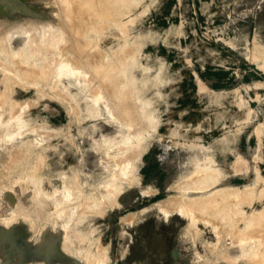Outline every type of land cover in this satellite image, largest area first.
Wrapping results in <instances>:
<instances>
[{
  "label": "rangeland",
  "instance_id": "1",
  "mask_svg": "<svg viewBox=\"0 0 264 264\" xmlns=\"http://www.w3.org/2000/svg\"><path fill=\"white\" fill-rule=\"evenodd\" d=\"M85 1L0 0V264H264V0Z\"/></svg>",
  "mask_w": 264,
  "mask_h": 264
},
{
  "label": "bare ground",
  "instance_id": "2",
  "mask_svg": "<svg viewBox=\"0 0 264 264\" xmlns=\"http://www.w3.org/2000/svg\"><path fill=\"white\" fill-rule=\"evenodd\" d=\"M71 1H76V2H77L78 0H71ZM86 1H87V0H86ZM86 1H85V2H86ZM101 1H103V0H101ZM117 1H118V0H117ZM117 1H115V2H117ZM81 2H82V1H81ZM85 2H84V3H85ZM88 2H89V0H88ZM88 2H87V3H88ZM72 3H74V2H72ZM77 3H78V2H77ZM84 3H82V5H83ZM87 3L85 4V5H87V7H88L89 5H91V8H90V6H89V8H87L88 11H89L90 9H92V4H89V3H90V2H89V3H88L89 5H88ZM77 6H78V5H77ZM78 7H79V6H78ZM83 7H84V8L81 7V9H86L85 6H83ZM102 7H103V6H102ZM87 9H86V10H87ZM93 9H94V8H93ZM104 9H105V8H104ZM86 10H85V11H86ZM96 10H97V9H96ZM79 11H80V10H79ZM90 11H91V10H90ZM90 11H89V12H90ZM93 11H94V10H93ZM93 11H92V12H93ZM107 11H108V10H107ZM89 12H88V13H89ZM97 12H98V11H97ZM97 12H96V14H97ZM81 13H82V11H81ZM65 14H66V13H65ZM84 14H85V12H84ZM84 14H82V15H84ZM86 14H87V13H86ZM89 14H91V12H90ZM103 14H104V13H103ZM107 14H108V13H107ZM77 15H78V14H77ZM80 15H81V14H80ZM98 15H99V14H98ZM104 15H105V14H104ZM64 16H65V15H64ZM83 17H85V16H83ZM88 18H89V17H88ZM97 18H98V16H97ZM99 18H100V17H99ZM84 19H85V18H84ZM81 21H82V20H81ZM95 21H96V20H95ZM97 21H98V20H97ZM76 23H78V22H76ZM80 23H81V22H80ZM88 23H89V22H88ZM88 23H87L86 25H88ZM90 23H91V22H90ZM84 24H85V23H84ZM94 24H95V23H94ZM75 25H76V24H75ZM91 25H92V24H91ZM97 25H98V24H97ZM102 25H103V24H102ZM78 26H79V25H78ZM76 28H77V27H76ZM76 28H75V29H76ZM84 28H85V27H84ZM96 28H97V27H96ZM98 28H99V27H98ZM77 29H78V28H77ZM70 30H72V29H70ZM74 31H75V30H74ZM77 35H78V34H77ZM74 36H75V35H74ZM64 37H65V36H64ZM0 39H1V38H0ZM3 39H4V38H3ZM4 40H5V39H4ZM76 40H77V39H76ZM74 42H75V41H74ZM0 43H3V41H2V42L0 41ZM63 44H64V43H63ZM80 46H81V44H80ZM60 48H61V47H60ZM62 48H63V47H62ZM67 49H68V47H67ZM62 50H63V49H62ZM62 50H61V52H63ZM67 51H68V50H67ZM79 52H80V51H79ZM71 53H72V52H71ZM74 53H75V52H74ZM75 54H76V53H75ZM72 55H73V54H72ZM73 58H74V57H73ZM90 59H91V58H90ZM18 60H19V59H18ZM18 60H17V61H18ZM72 60H73V59H72ZM80 60H81V59H80ZM72 62H73V61H72ZM94 63H95V62H94ZM79 64H80V63H79ZM94 65H95V64H94ZM82 66H83V65H82ZM82 66H81V67H82ZM89 67H90V66H89ZM21 69H23V71L27 70L28 73H29V71H30L29 69H25V67H22ZM78 69H79V68H78ZM94 69H95V68H94ZM97 69H98V68H97ZM27 71H25V72H26V73H25L26 75L28 74ZM19 72H22V70H20ZM30 72H31V71H30ZM63 73H64V74H63V75H64L63 77L66 78L70 83H71V82H74L75 84H77V83L82 79V77H81V73H78V72H77V73H76V72H75V73H70V72L68 73V71H65V72H63ZM21 74H22V73H21ZM29 74H30V73H29ZM105 75H106V74H105ZM107 75H108V74H107ZM109 75H110V74H109ZM112 75H113V74H112ZM30 76H31V75H30ZM30 76H27V77L30 78ZM36 76H37V75H36ZM20 77H21V76H20ZM32 77H34V75H32ZM32 77H31V79H32ZM25 78H26V76H25ZM33 80H34V79H33ZM37 80H38V79H37ZM139 80H140V79H139ZM76 82H77V83H76ZM104 82H105V81H104ZM133 82H134V81H133ZM71 84H72V83H71ZM114 85H115V84H114ZM97 94H98V93H97ZM99 96H100V95H99ZM91 98H92V97H91ZM99 98H100V97H99ZM99 98L97 99V97H96V99H93V100H94L93 103H92V100H91V103H92L93 105H94V104H97V106L94 105V106H92V108H93V107H97V108H98V106H100V105H98V104L100 103ZM113 98L115 99L116 97H113ZM95 100H96V101H95ZM103 100H104V99H103ZM103 100H102V101H103ZM89 102H90V101H89ZM124 102H125V101H124ZM114 103H115V102H114ZM116 103H117V102H116ZM102 104H103V103H102ZM101 106H102V105H101ZM103 106H104V105H103ZM89 107H90V106H88L87 108L89 109ZM107 107H108V106H107ZM97 108H95L96 115H97ZM90 109H91V108H90ZM113 109H114V108H113ZM118 109H119V108H118ZM122 109H123V108H122ZM93 110H94V109H93ZM98 110H99V109H98ZM126 110H127V109H126ZM140 110H142V109L140 108ZM87 111H88V110H87ZM91 111H92V110H90V112H91ZM128 111H129V110H128ZM142 111L144 112V110H142ZM109 112H110V111H109ZM109 112H107V114H108ZM123 112H124V110H123ZM123 112H122V113H123ZM92 113H94V111H93ZM124 113L126 114V112H124ZM128 113H129V112H128ZM141 113H142V112H141ZM98 114H99V113H98ZM107 114H106V115H107ZM109 114H110V113H109ZM88 116H89V115H88ZM90 116H91V115H90ZM90 116H89V117H90ZM94 116H95V114H94ZM92 117H93V116H92ZM109 117H110V116H109ZM112 117H113V116H112ZM114 117H115V116H114ZM127 118H128V117H127ZM137 121H138V120H137ZM113 122H115V121H113ZM124 122H126V120H125ZM132 124H133V123H132ZM139 124H140V122H139ZM130 125H131V124H130ZM124 126H125V125H124ZM141 126H142V125H141ZM119 127H120V126H119ZM141 128H142V127H141ZM141 128H140V129H141ZM140 129H139V130H140ZM133 131H134V130H133ZM122 132H123V130H122ZM116 134H117V135H120V132H116ZM124 134H125V133H124ZM106 137H108V136H105V138H103V139H105V140L107 139V140H108V138H106ZM109 138L111 139V137H109ZM122 138H124V139L126 138V141H127V137H122ZM129 139H130V138H129ZM132 139H133V138H132ZM117 140H118V139H116V141H117ZM122 141L124 142V140H122ZM104 142H105L104 144H105V146H106V142H107V141H104ZM127 142H128V141H127ZM127 142H124V144L127 145ZM102 143H103V142H102ZM107 143H109V141H108ZM113 143H115V141H114ZM116 143H117V142H116ZM119 143H120V142H119ZM128 143H129V142H128ZM104 144H103V145H104ZM111 144H112V142H111ZM117 144H118V143H117ZM130 144H131V143H130ZM113 145H115V144H113ZM122 145H123V144H122ZM126 145H124V146H126ZM105 146H104V147H105ZM107 146L109 147L110 144H109V145L107 144ZM119 146H120V145H119ZM127 146H128V145H127ZM102 147H103V146H102ZM108 147H107V148H108ZM111 147H114V146L111 145ZM128 147H130V145H129ZM128 147H126V149H128ZM123 148H124V147H123ZM131 148H132V147H131ZM141 148H142V147H141ZM112 149H113V148H112ZM140 150H141V149H140ZM105 151H106V150H105ZM108 151H109V150H108ZM135 151H136V150H134V152H133V151H132V152L135 153ZM118 152H119V151H118ZM125 152H127V151L125 150ZM141 152H143V151H141ZM115 153H116V152H115ZM115 153H113V154H115ZM119 153H121V152H119ZM116 154H117V153H116ZM117 155H118V154H117ZM117 155H116V156H117ZM120 155H121V154H120ZM120 155H119V156H120ZM123 155H124V152H123ZM133 155H136V153L133 154ZM113 157H114V156H113ZM138 157H139V155H138ZM138 157H137V158H138ZM117 158H118V157H117ZM119 158H120V157H119ZM137 158H134V159H133V164H134V162H135V164H134L135 167H134V166H131V167H134V169L137 168V166H136V165H137V162H138V159H137ZM122 159H124V158H122ZM114 160H115V159H114ZM139 160H140V159H139ZM114 162L116 163V161H114ZM119 162L121 163V161H119ZM128 162H129V161H128ZM138 163H139V162H138ZM108 164H109V163H108ZM110 164H111V163H110ZM118 164H119V163H118ZM123 164L125 165L126 163H123ZM131 164H132V163H131ZM113 165H114V163H113ZM116 165H117V164H116ZM116 165H115V166H116ZM129 165H130V162H129ZM107 166H108V165H107ZM120 166H121V168L123 167L122 171H124L125 169H126V170L128 169L127 164H126L125 166H122V165L120 164ZM126 166H127V167H126ZM108 167H109V166H108ZM111 167H112V166H111ZM113 167H114V166H113ZM129 167H130V166H129ZM117 168H118V167H117ZM119 168H120V167H119ZM121 168H120V169H121ZM115 169H116V168H115ZM129 170H130V169H129ZM129 170H128V171H129ZM116 171H117V170H116ZM116 171H115L114 173H118V172H119V171H117V172H116ZM131 171H132V170H131ZM114 173H113V174H114ZM121 173H122V172L120 171V174H121ZM123 173H124V172H123ZM123 173H122V174H123ZM125 173H126V171H125ZM127 173H129V172H127ZM118 174H119V173H118ZM134 174H136V172H135ZM123 175H124V178L127 177L125 174H123ZM123 175H121V176L123 177ZM127 175H128V174H127ZM121 176H120V177H121ZM128 176H129V175H128ZM111 177H112V176H111ZM113 177H114V176H113ZM115 177H117V176H115ZM136 177H137V176H136ZM129 178H130V177H129ZM131 178H132V177H131ZM115 179H117V178H115ZM119 179H121V178H119ZM135 179H136V178H135ZM111 180H114V178H113V179L111 178L110 181H111ZM122 180H123V179H122ZM110 181L105 182V183H106V186H107V183L109 182L107 187H109V186L111 185V183H113V181H111V182H110ZM118 181H119V180H118ZM114 182H115V180H114ZM124 182H125V181H123V182H122L123 184H121V185H124V186H125V184H127V183H124ZM133 182H134V181H133ZM115 183H116V182H115ZM117 183L120 184L119 182H117ZM117 183H116V185H115L116 187H117ZM128 183H129V182H128ZM101 184H102V183H101ZM109 184H110V185H109ZM113 184H114V183H113ZM113 184H112V185H113ZM136 184H137V183H136ZM103 186H104V185H103ZM115 186H114V187H115ZM99 187H100V185H99ZM107 187H106V188H107ZM112 187H113V186H110V188H112ZM116 187H115V188H116ZM103 188H104V187H103ZM106 188H105L104 190H106ZM110 188H109V189H110ZM117 188H118V187H117ZM119 188H120V186H119ZM110 190H111V189H110ZM112 190L115 191L114 188H113ZM116 190H117V189H116ZM120 190H121V188H120ZM113 191H112V192H113ZM118 191H119V189H118ZM105 192H106V191H105ZM116 192H117V191H116ZM106 193L108 194V192H106ZM107 194H106V195H107ZM110 197H111V196H110ZM170 202H171V201H170ZM181 202H182V201H181ZM181 202H180V203H181ZM95 203H96V201H95ZM177 204H178V203H177ZM186 204H187V203H186ZM190 204H191V203H190ZM222 204H223V203H222ZM181 205H182V203H181ZM183 205H184V203H183ZM167 206H168V205H167ZM185 206L188 207L187 205H185ZM185 210H188V209H185ZM123 219H124V218H123ZM19 231H21V230H19ZM21 232H22V231H21ZM18 233H19V232H18ZM19 234H20V233H19ZM19 234H17V236H16V240H17V241H15V242H19L18 239H20L19 237L21 236V235H19ZM240 234H241V233H240ZM18 235H19V236H18ZM0 237H1V238H4V235L2 234V235H0ZM6 237H7V235L5 236V238H6ZM17 237H18V238H17ZM14 238H15V237H14ZM8 239H9V241H10V238H6L4 241H7V243L10 244V242H8ZM2 240H3V239H2ZM2 242H3V241H2ZM19 243H20V242H19ZM15 244H16V243H15ZM13 245H14V244H13ZM17 245L19 246V244H17ZM24 245H25V244H24ZM20 246H21V244H20ZM22 246H23V245H22ZM22 246H21V247H22ZM23 247H24V246H23ZM23 247H22V248H23ZM57 247H58V246H57L56 242L54 241V239H53L52 241L49 242V244H48V249H49L48 257H49V259L52 258V259H54V260H58V261H60V262H62V261L65 262L66 259H65V258H64L65 260L62 259V257L60 256V253H59ZM26 248H27V246H26ZM20 250H21V248H20ZM61 255H62V254H61ZM85 261H86V260H85ZM66 262H67V261H66ZM66 262H65V264H66ZM79 262H80V261H79ZM94 262H95V261H94ZM62 263H63V262H62ZM90 263H91V262H90ZM88 264H89V263H88ZM93 264H94V263H93ZM95 264H96V263H95Z\"/></svg>",
  "mask_w": 264,
  "mask_h": 264
}]
</instances>
